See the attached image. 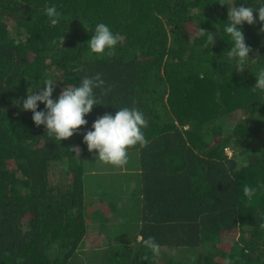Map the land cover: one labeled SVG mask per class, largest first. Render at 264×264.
<instances>
[{"label":"trees","instance_id":"1","mask_svg":"<svg viewBox=\"0 0 264 264\" xmlns=\"http://www.w3.org/2000/svg\"><path fill=\"white\" fill-rule=\"evenodd\" d=\"M242 3L260 0H0V264H264V89L254 87L264 31L258 18L242 26L243 70L224 31L228 7ZM99 22L119 43L94 54L86 42ZM96 73L110 91L95 89L102 104L70 138L22 109L46 79L55 98ZM120 107L147 120L128 173L102 169L82 143Z\"/></svg>","mask_w":264,"mask_h":264},{"label":"clouds","instance_id":"2","mask_svg":"<svg viewBox=\"0 0 264 264\" xmlns=\"http://www.w3.org/2000/svg\"><path fill=\"white\" fill-rule=\"evenodd\" d=\"M44 12L49 17L50 23L58 22L60 13L55 5L47 6ZM257 18L262 22L261 31H264V0H260L258 6L242 3L239 7L234 5L228 7V24L224 31L230 35L233 44L228 50L227 58L234 61L239 70L246 68L241 65L246 60H250L249 53L252 51L251 46L246 43L242 26L245 23L255 24ZM206 34L208 44L214 43L213 35ZM118 43L119 35L114 33L111 27L104 22L95 24L92 36L86 42L88 50L94 54H103L106 50L113 51ZM55 82L49 78L36 86L34 90H28L26 97L23 98L22 109L31 111L35 125H43L47 133L60 142L76 134L81 126L88 125V120L85 117L91 113L94 106L102 104L99 102L95 89L100 88L107 94L110 87L105 88L102 74L96 73L84 76L76 86L67 85L54 98ZM254 87L264 89V70L256 74ZM146 125L147 120L141 110L135 107H120L114 114L105 112L98 116L92 122L91 127L84 132L82 143L86 145L89 152L95 153L96 160L123 166L128 160L130 146L137 144L144 146L148 143L143 132ZM70 150L76 156H79L82 151L80 145H72ZM244 192L251 197L255 194L256 189L245 187ZM260 227L264 228V224H261ZM143 243L150 249L154 259L160 256V244L154 237H148Z\"/></svg>","mask_w":264,"mask_h":264},{"label":"rangeland","instance_id":"3","mask_svg":"<svg viewBox=\"0 0 264 264\" xmlns=\"http://www.w3.org/2000/svg\"><path fill=\"white\" fill-rule=\"evenodd\" d=\"M132 153H133L132 156L135 157V158H131V159L129 158L127 160V162L123 165V171H121V172H125V173L127 172L128 173V170L132 169V167H133V165L135 163V160H137V158H138V155H137L136 152H132ZM226 153L229 155L230 154V151L229 150H226ZM110 166H113L114 167L115 165L108 164V167H102V169H104L106 171L112 170V168H109ZM127 168H128V170H127ZM100 241H101L100 239H95V242H97V243H99ZM86 244L87 245H90L89 238L86 240Z\"/></svg>","mask_w":264,"mask_h":264}]
</instances>
